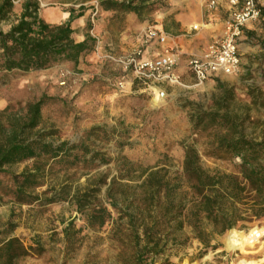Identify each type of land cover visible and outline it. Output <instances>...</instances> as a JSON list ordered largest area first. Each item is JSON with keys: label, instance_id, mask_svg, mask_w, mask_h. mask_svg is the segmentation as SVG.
Instances as JSON below:
<instances>
[{"label": "rangeland", "instance_id": "374dc122", "mask_svg": "<svg viewBox=\"0 0 264 264\" xmlns=\"http://www.w3.org/2000/svg\"><path fill=\"white\" fill-rule=\"evenodd\" d=\"M25 1H14L11 23L20 16ZM103 1L106 0H40L41 9L77 12L74 13L76 19L85 16L78 32L93 33L90 34L92 50L82 57L99 52L95 60L81 61L80 58L78 64L59 61L45 70L17 73L0 85V111L7 107H25L46 97L43 128L56 130L62 141L84 143L110 159L108 165L90 172L77 166L54 165L43 181L44 186L37 192L50 189L51 197L55 189L60 191L67 187L72 195L77 185L86 186L89 177H105L108 183L116 177L114 190L124 206L123 200L133 192L131 175L136 178L141 172L155 170L160 179L174 186V190L168 195L162 192L157 200L156 214L150 215L159 221V228L149 237L150 242L158 241L160 245L143 251L145 264H238L242 260H264V238L259 240L263 244L258 242L254 248H247L254 252L250 255L239 249H228L226 244V236L231 231L249 234L254 228H264V216L257 219L251 212H245L244 220L222 235L216 234L217 231L211 235L214 229L208 225L205 230L210 243L208 248L195 238L192 221L188 219L191 193L182 175L186 147L197 150L205 169L240 175L241 161L219 151L218 142L223 137L240 134L261 140L264 32L254 31L255 35L248 37V52L240 57L243 60L235 75L198 85L189 72L186 79L179 69L183 86L150 85L137 79L132 68L124 64L146 29L158 27L171 36L187 40L194 36L201 46H207L217 39L216 33L224 26L211 17V25L194 22L193 25L202 28L187 34L172 22L176 12L192 17L199 15L201 0H153L140 10V16L106 11L101 7ZM202 1L207 15L206 0ZM86 2V13L80 12L77 6ZM220 13L224 20L228 18L223 8ZM1 29L8 31L9 24H1ZM244 30L246 33L249 28ZM204 112L215 114L218 120L230 118L233 124L231 127L221 122L210 125L205 121L200 125L198 117ZM95 128L102 130L92 132ZM213 153L215 155L211 156ZM31 163L10 167L0 176V231L11 221L17 226L15 237L21 238L26 246L40 241L46 250L43 255L29 257L21 264H134L137 261L138 245L134 234L123 213L111 207L105 187L98 195V203L109 210L112 219L101 229L89 228L84 216L70 202L68 192L63 194V201L54 204L19 205L13 194L12 175L21 173ZM127 163L133 166L128 168ZM137 193V203L145 202L142 191ZM183 201L186 209L178 219L183 223L180 227L175 222L179 214L172 215V209L169 213L168 208H178ZM240 208L245 211L244 207ZM67 227L69 239L64 233ZM144 246L143 241L140 247Z\"/></svg>", "mask_w": 264, "mask_h": 264}, {"label": "trees", "instance_id": "16d2710c", "mask_svg": "<svg viewBox=\"0 0 264 264\" xmlns=\"http://www.w3.org/2000/svg\"><path fill=\"white\" fill-rule=\"evenodd\" d=\"M14 1L0 0V85L5 84L17 73L45 70L59 61L78 64L80 58L92 50L90 36L82 42L75 40V31L71 25L74 20L73 12L67 22L49 24L40 16V0H26L20 16L12 22L8 31H3L1 24L11 19ZM152 1L107 0L101 3V7L106 11L135 13L140 16V10L147 8ZM45 104L46 97H43L37 102L26 104L25 107H7L0 111V176L10 167L32 162L21 173L12 175L13 194L19 205H50L64 200L63 194H69L70 188L63 187L60 191L55 189L51 197L50 189L42 193L37 192L44 186L43 181L47 173L54 169V165L77 166L90 172L110 163L105 154L91 149L86 144L62 141L58 138L56 130L43 128ZM205 121L210 125L221 122L231 127L233 124L230 118L221 117L218 120L215 114L204 112L199 115L198 123L201 125ZM100 130L102 129L95 128L91 131ZM218 150L241 161L240 175L205 169L197 150L193 147H186L182 166V175L191 193L188 219L192 221L195 238L205 248L210 247L205 235L208 225L214 229L211 235L216 231V234L222 235L244 220L245 212H251L257 219L264 216V126L260 141L242 134L232 138L226 136L218 142ZM214 155L215 153L211 156ZM131 166L132 163H127L128 168ZM132 176V196L123 200L124 206L114 190L118 181L116 177L111 178L110 183L105 177H89L86 186L82 188L77 185L72 195L69 194V198L76 206L77 212L84 216L89 228L101 229L112 219L109 210L98 203V195L105 187V196L109 199L111 207L123 213L134 234V241L138 245L137 261L134 264H145L143 251L160 245L158 241L150 242L149 237L159 228L158 218L150 215L156 214L157 200L162 192L166 191L168 195L172 193L174 186L160 179L158 171L155 170L141 172L136 178ZM139 190L142 191L145 202L137 203ZM179 205L178 208H168V212L172 209V215L178 213L175 222L183 227V223L178 219L185 211L186 203L183 201ZM240 207H244L245 211ZM16 229L17 226L10 221L0 231V264H21L25 259L41 256L46 251L40 241L26 246L21 238L14 236ZM64 233L69 239L68 227L64 229ZM143 241L145 246L142 248L140 245Z\"/></svg>", "mask_w": 264, "mask_h": 264}, {"label": "built area", "instance_id": "2783aa9c", "mask_svg": "<svg viewBox=\"0 0 264 264\" xmlns=\"http://www.w3.org/2000/svg\"><path fill=\"white\" fill-rule=\"evenodd\" d=\"M206 8L204 26L211 25L210 17L220 12L221 8L226 10L228 18L225 20L223 37L211 42L200 55L191 56L188 60V72L198 85L239 72V39L245 28L264 18V0H206ZM201 28L194 25L192 32ZM174 40L175 37L163 29L149 27L141 35L140 44L125 59V67L132 68L137 79L150 85L183 86L178 70L183 54ZM149 50L159 52L152 56Z\"/></svg>", "mask_w": 264, "mask_h": 264}, {"label": "crops", "instance_id": "0c3cea01", "mask_svg": "<svg viewBox=\"0 0 264 264\" xmlns=\"http://www.w3.org/2000/svg\"><path fill=\"white\" fill-rule=\"evenodd\" d=\"M100 0H93V2H98ZM107 1V0H106ZM92 2V3H93ZM201 3V10H200V13L199 15L195 16V17H192L186 13H181V12H176L172 18V22L179 26V29L180 31H184L186 32L187 34H190L192 32V27L194 26L193 23L194 22H198V23H205V18L207 15L204 14V10H203V7H202V4H203V1L201 0L200 1ZM87 4L88 2L86 3H81L77 6V8H80L81 11L80 12H84L86 13L87 11ZM72 12V11H71ZM71 12H67V11H63V10H60V9H54V8H51V9H41L40 8V16L41 18H43L47 23L49 24H62V23H65L69 20V17H70V14ZM75 14H77V12H74ZM73 13V14H74ZM221 13L220 12H216L214 13L211 17H214V18H217L219 21H220V24L221 26H224L223 29L221 31H218L216 33L215 36H217V39L219 38H222L224 33H225V20L224 18H221ZM85 16L81 15L79 16V18H75L74 16V20L72 21V28L74 29L75 31V34L74 36L77 38L76 41L77 42H82L86 39L87 36H90V34L92 35L93 33H90L87 31H84L82 32V34H79V29L81 30V26L82 24H84V18ZM210 17V16H209ZM210 17V18H211ZM83 19V20H82ZM263 22V23H262ZM9 24V29L11 27V20H9L7 22ZM201 24V25H203ZM249 30L246 31L245 33V30H244V33L241 37V41L242 43H240L239 47H240V57H244L246 52H248V47L250 46V44L246 41L248 39V37H252L254 36V31L258 32V31H261V32H264V18L256 25H251L248 27ZM8 29V30H9ZM175 37V36H173ZM185 37V35H184ZM186 37H189L188 35H186ZM190 38V37H189ZM216 39V40H217ZM174 44L176 46H178L181 51H182V58L180 60V72L181 73H185L184 78H188V75H187V72H188V60L191 56H196V55H200L204 49H205V45L201 46L199 42H197L193 37H191L189 40L187 39H184V38H180V36H177L175 37V40H174ZM140 44V40L138 41L137 43V46ZM202 47V48H201ZM158 50H149V53L154 56L156 54H158ZM99 56V52L96 53V52H93V54L89 55V56H86V57H81V61L83 60H87V58H90V60H95L97 57ZM241 60H243V58H241ZM178 69V70H179ZM180 74V73H179Z\"/></svg>", "mask_w": 264, "mask_h": 264}, {"label": "bare ground", "instance_id": "6f19581e", "mask_svg": "<svg viewBox=\"0 0 264 264\" xmlns=\"http://www.w3.org/2000/svg\"><path fill=\"white\" fill-rule=\"evenodd\" d=\"M157 101V100H156ZM155 102V101H154ZM260 238H264V228H254L250 231L249 234H244L238 231H231L226 236V244L228 249H239L241 252L246 255L253 254L254 252L248 251L247 248H254L255 244L260 242ZM263 244L262 242H260ZM264 260L261 261H247L242 260L238 264H261Z\"/></svg>", "mask_w": 264, "mask_h": 264}]
</instances>
